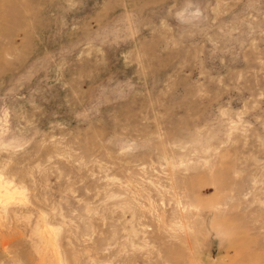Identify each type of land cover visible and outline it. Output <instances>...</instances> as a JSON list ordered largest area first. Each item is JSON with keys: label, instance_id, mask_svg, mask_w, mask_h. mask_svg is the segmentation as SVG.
<instances>
[{"label": "rangeland", "instance_id": "obj_1", "mask_svg": "<svg viewBox=\"0 0 264 264\" xmlns=\"http://www.w3.org/2000/svg\"><path fill=\"white\" fill-rule=\"evenodd\" d=\"M0 264H264V0H0Z\"/></svg>", "mask_w": 264, "mask_h": 264}]
</instances>
